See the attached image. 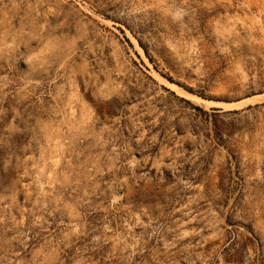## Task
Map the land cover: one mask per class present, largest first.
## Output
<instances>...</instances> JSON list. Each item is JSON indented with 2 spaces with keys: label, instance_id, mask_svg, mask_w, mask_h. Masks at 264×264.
<instances>
[{
  "label": "rangeland",
  "instance_id": "1",
  "mask_svg": "<svg viewBox=\"0 0 264 264\" xmlns=\"http://www.w3.org/2000/svg\"><path fill=\"white\" fill-rule=\"evenodd\" d=\"M0 264H264V0H0Z\"/></svg>",
  "mask_w": 264,
  "mask_h": 264
}]
</instances>
